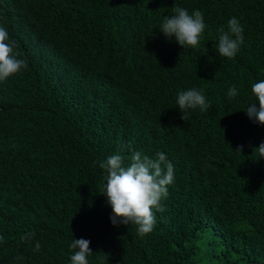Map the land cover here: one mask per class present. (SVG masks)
Returning a JSON list of instances; mask_svg holds the SVG:
<instances>
[{"label":"trees","instance_id":"trees-1","mask_svg":"<svg viewBox=\"0 0 264 264\" xmlns=\"http://www.w3.org/2000/svg\"><path fill=\"white\" fill-rule=\"evenodd\" d=\"M173 6L204 13L198 49L159 29ZM232 17L245 41L228 59L216 44ZM0 26L28 64L0 82V264H71L75 238L89 264H264V125L245 111L264 80V0H0ZM190 88L211 107L185 121ZM133 151L174 165L144 237L112 224L102 194L99 162Z\"/></svg>","mask_w":264,"mask_h":264},{"label":"clouds","instance_id":"clouds-1","mask_svg":"<svg viewBox=\"0 0 264 264\" xmlns=\"http://www.w3.org/2000/svg\"><path fill=\"white\" fill-rule=\"evenodd\" d=\"M172 12L173 15L164 17L159 27L161 32L169 40L174 37L184 48L198 49L207 28L204 13L197 9L190 14L186 8L178 6H173ZM218 33V54L234 59L245 41L244 27L240 20L232 17L227 21V28L221 26ZM20 57L21 53L16 50L15 41L10 39L7 29L0 26V82L7 81L9 77L27 69V61ZM251 92L256 101L250 103L245 111L254 123L264 125V80L253 83ZM237 95L236 87L228 89L229 99ZM176 103L182 114L181 119L185 121L188 120L189 110L199 109L201 112H207L211 107L204 90L197 88L179 91ZM243 147L241 145L236 150L242 152ZM254 152L258 153V158L264 157V142L255 148ZM125 159L124 155L117 153L99 162V167L105 172L106 181L102 194L107 197L106 203L112 208V224H135L139 236L144 237L154 230L157 223L156 212L165 211L161 201L167 198L168 186L174 182V165L164 152H158L153 159L140 151H133L128 158L129 164H125ZM95 164L94 161L93 166ZM34 237L35 233L29 232L21 235L20 239L29 242ZM4 241L5 237L0 235V243ZM90 243V240L84 238H75L71 242V264H89L88 257L94 252ZM41 247L37 240L33 250L40 252ZM14 259L19 260L22 257Z\"/></svg>","mask_w":264,"mask_h":264}]
</instances>
